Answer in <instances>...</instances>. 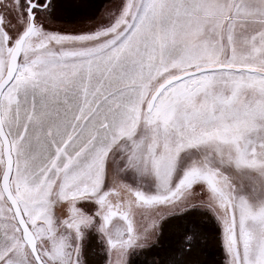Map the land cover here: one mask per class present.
Instances as JSON below:
<instances>
[{
	"label": "snow or ice",
	"instance_id": "obj_1",
	"mask_svg": "<svg viewBox=\"0 0 264 264\" xmlns=\"http://www.w3.org/2000/svg\"><path fill=\"white\" fill-rule=\"evenodd\" d=\"M53 7L0 0V264H85L90 233L130 264L188 209L264 264V0H110L77 32Z\"/></svg>",
	"mask_w": 264,
	"mask_h": 264
},
{
	"label": "rangeland",
	"instance_id": "obj_2",
	"mask_svg": "<svg viewBox=\"0 0 264 264\" xmlns=\"http://www.w3.org/2000/svg\"><path fill=\"white\" fill-rule=\"evenodd\" d=\"M109 3L110 0H53L54 7L51 11V18L54 23L52 29L77 32L88 30L89 28L94 29L99 24H106L108 20L102 16V12ZM189 226L199 229L200 232L197 233L200 235H197V241L202 245L205 243L204 246H198L201 248L195 247L199 253L198 256L202 258L203 264H226V254L220 236L221 229L218 230V223L203 209H188L182 213L166 216L160 221L156 242L173 243V248L177 250L181 244L180 235L186 233ZM84 243L83 256L85 264H105L106 253L103 251L104 245L98 240V236L90 234ZM174 243L177 244L174 246ZM155 251L165 254V259L162 260L163 255L159 257L155 256L156 253L152 255ZM193 251L188 252L186 261L179 262V264H195L194 260L197 257H195L196 254ZM142 253H147V255L143 254L144 256H140L139 254ZM173 253L157 249L147 250L146 252L142 251L137 254L143 258L149 257V262L146 264H170L168 257L169 255L172 256ZM138 256L133 253L131 264L144 263H141V259ZM133 257L135 258L133 259ZM155 257L156 260L154 259Z\"/></svg>",
	"mask_w": 264,
	"mask_h": 264
},
{
	"label": "flooded vegetation",
	"instance_id": "obj_3",
	"mask_svg": "<svg viewBox=\"0 0 264 264\" xmlns=\"http://www.w3.org/2000/svg\"><path fill=\"white\" fill-rule=\"evenodd\" d=\"M218 230H220V226L218 225ZM91 234V233H90ZM89 234V235H90ZM89 235H88V237H89ZM189 234H188V232L187 233H183V234H181L180 235V239H181V243H186V244H188V242H189V240H186L185 239V237L186 236H188ZM99 240V239H98ZM100 241V240H99ZM101 242V241H100ZM190 243H191V246L189 247V250H190V252L191 251H193V250H195V251H193V253L194 254H196V256L195 257H197V258H195V260H194V263H196V262H198V261H200V262H203L202 261V258H200L199 256H198V252L196 251V249H195V247L197 246V248H201V247H198L199 245H201V246H204L205 245V243L202 245L200 242H198L196 239H191L190 240ZM85 244V243H84ZM176 243H174V245H175ZM172 245H173V243H170V242H167V243H161V241H158V242H155V243H153V244H151V245H149L147 248H143V249H139V250H137V251H135L134 252V255L136 254L137 256H138V254L137 253H140V252H146L147 250H161V249H163V250H170L171 249V247H172ZM165 248V249H164ZM186 248L188 249V246H186ZM189 251H186V253H182V257H181V259H180V263H182L183 261L185 262L186 261V256H187V253H188ZM189 252V253H190ZM156 253V254H155ZM169 253H171L170 251H169ZM143 254H145V253H142V254H139L140 256L142 255V256H144ZM155 254V256L156 257H159V256H162V260L163 259H165V254H161V253H157L156 251L154 252V253H152V255H154ZM133 255V254H132ZM132 255L130 256V262H131V260H132ZM145 255H147V253L145 254ZM140 256H138V258H140L141 260V263H143V264H146L147 262H149V260H148V256H147V258H143V257H140ZM156 257L154 258L155 260H156ZM135 257H133V259H134ZM143 259V260H142ZM169 261V260H168ZM184 264V263H183ZM190 264V263H189Z\"/></svg>",
	"mask_w": 264,
	"mask_h": 264
},
{
	"label": "trees",
	"instance_id": "obj_4",
	"mask_svg": "<svg viewBox=\"0 0 264 264\" xmlns=\"http://www.w3.org/2000/svg\"><path fill=\"white\" fill-rule=\"evenodd\" d=\"M191 227V228H190ZM188 234L189 235H191V237L193 238V239H198L197 238V235H200V234H198L197 232H200L199 231V229L197 228V227H194V226H189V228H188ZM186 232V233H187ZM177 244V243H176ZM175 244V245H176ZM180 244V243H179ZM174 245V246H175ZM186 246H188V249L186 248ZM191 246V243H190V240H189V242H188V244H186V243H181L180 244V248L179 249H175V248H173V246L171 247V249L169 250H167V253H169V251L170 252H174L175 253V255H174V253H173V255L171 256V255H169V262H170V264H172V261L173 260H176L177 261V264H179V262H180V259H181V257H182V252H186V251H189L190 252V250H189V247ZM175 250H176V252H175ZM178 256H180V258H178ZM195 264H203V262H200V261H198V262H196Z\"/></svg>",
	"mask_w": 264,
	"mask_h": 264
},
{
	"label": "crops",
	"instance_id": "obj_5",
	"mask_svg": "<svg viewBox=\"0 0 264 264\" xmlns=\"http://www.w3.org/2000/svg\"><path fill=\"white\" fill-rule=\"evenodd\" d=\"M130 264H131V262H130Z\"/></svg>",
	"mask_w": 264,
	"mask_h": 264
}]
</instances>
